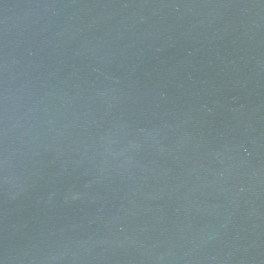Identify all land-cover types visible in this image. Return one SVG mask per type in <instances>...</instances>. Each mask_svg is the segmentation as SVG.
I'll list each match as a JSON object with an SVG mask.
<instances>
[{
    "label": "water",
    "instance_id": "water-1",
    "mask_svg": "<svg viewBox=\"0 0 264 264\" xmlns=\"http://www.w3.org/2000/svg\"><path fill=\"white\" fill-rule=\"evenodd\" d=\"M0 264H264V0H0Z\"/></svg>",
    "mask_w": 264,
    "mask_h": 264
}]
</instances>
